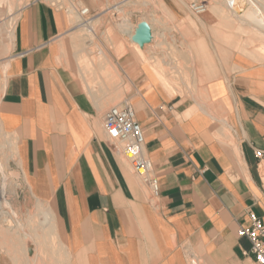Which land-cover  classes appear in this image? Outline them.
<instances>
[{"label": "crops", "instance_id": "1", "mask_svg": "<svg viewBox=\"0 0 264 264\" xmlns=\"http://www.w3.org/2000/svg\"><path fill=\"white\" fill-rule=\"evenodd\" d=\"M82 1L90 21L79 30L125 15L105 43L124 80L111 72L109 85L91 88L79 65L89 41L75 44L66 13L48 0L20 10L0 92V157L8 137V163L47 216L28 220L32 236L13 211V224L0 225V264H257L238 230L251 226L250 211L264 221L263 28L239 18L230 34L208 4L192 25L176 0H142L140 11L131 0ZM142 21L153 34L144 47L132 40ZM119 96L143 127L154 197L104 131Z\"/></svg>", "mask_w": 264, "mask_h": 264}, {"label": "rangeland", "instance_id": "2", "mask_svg": "<svg viewBox=\"0 0 264 264\" xmlns=\"http://www.w3.org/2000/svg\"><path fill=\"white\" fill-rule=\"evenodd\" d=\"M33 0H0V92L3 88L4 84V74L6 71V67L8 64L9 56L12 53V45L14 40V29L16 26L17 18L19 15L20 10L29 2ZM49 2L53 3L56 2L59 5H63L64 8L62 10L66 13V15L69 17L71 23L75 25V28L73 32L70 34L72 36L73 40L75 41V44L78 42V39L81 38L82 41L84 38H86L88 43L92 42L90 46H86V54L82 55V59L79 62V65L81 67V70L83 74L86 76V80L89 84V86L93 89H98L99 86L104 87L105 85L110 84V74L112 72V75L114 76L113 80L114 82L117 81L119 84H122V81L124 79L121 78L120 72L117 71L115 65L110 66V63L108 59H110L108 46H105V43L109 44L108 39L112 35V29L111 25L115 23L124 24L123 20L125 18V15L120 13L118 15H113V12H110L109 14L105 15L101 21L96 23H91L92 27L94 28V31H90L88 28L84 30V28L78 29L79 25H81L82 19L81 17L74 11L66 12L65 8L69 7V1L68 0H48ZM116 1L119 0H98V3L100 2L99 6L104 7L105 5H110ZM154 1V0H151ZM177 2L180 1L188 11L187 20L190 24L195 25L199 22L195 17H198L197 15L193 14L192 11L189 8V4L192 1H199V2H205L209 5V10L214 13L218 17L219 26L222 23L224 18V23L229 24L230 27V34L233 33V29L238 28L240 29V24L242 21L235 15L232 10L228 7V0H176ZM239 3L245 7L254 5L253 3H256V5L259 4V0H254L252 2H248L246 0H238ZM257 1V2H256ZM142 0H131V6L134 10L140 11L142 9L141 7ZM162 2V0L160 1ZM59 5H57L59 7ZM262 14L264 15V9L261 7ZM192 13V14H191ZM194 15V16H192ZM112 18V20L110 19ZM115 17H118V22H116ZM99 24V25H98ZM104 25V27H102ZM234 28H233V26ZM221 27L219 29H216L215 27V35L219 34L221 36ZM217 33V34H216ZM228 33V31H227ZM237 33V32H236ZM241 34V33H240ZM249 36V43L252 45H255V41L253 40V34L254 31H251L250 33H247ZM242 35V34H241ZM232 38V36L230 37ZM104 41V42H101ZM136 44H138L136 42ZM139 45V44H138ZM259 52L264 53V46L258 45ZM83 49V48H82ZM75 50L77 51V47H75ZM89 50V51H88ZM84 51V50H83ZM76 53V52H75ZM120 54V51H119ZM105 65V69L101 68V64ZM186 77V82L190 84L191 79L189 77L190 73H183ZM125 96H119L118 100L111 104V106L120 104L123 100H125ZM3 141V140H2ZM7 141V151L6 154H12V157H14V152L11 153L10 149L8 148V137L6 138ZM13 149V148H11ZM14 151V149H13ZM123 160L127 165L132 168L131 163L125 158L124 155H122ZM9 164V163H8ZM264 159L261 162L260 169L263 174L264 178ZM133 169V168H132ZM0 174H1V181L2 183H8V185L11 186L9 189V197H7L9 200H5L4 202V208L8 211H11L13 214V211L16 212V220L22 222L25 224V227L23 228L22 233H29L34 234V232L31 230V226L28 224V218L34 216L37 219V223L40 220V212L44 209L40 203L32 200L30 196H28L27 192L24 190V182L22 179V176L19 172V169L15 164H6V168L2 167L0 168ZM14 192V193H13ZM150 192L154 197V192L152 188L150 187ZM14 195V196H13ZM37 214V215H36ZM32 215V216H31ZM13 222L11 221V218L5 219L3 214H1L0 211V225L2 227H8V225H12ZM37 225V224H36ZM51 230L52 234L51 236L47 237L53 239L54 238V227H53V219L51 215ZM45 239V240H47ZM35 241H37L39 248L42 247L40 245L41 239L35 238ZM55 239L52 241L51 246H55ZM42 249V248H41Z\"/></svg>", "mask_w": 264, "mask_h": 264}, {"label": "built area", "instance_id": "3", "mask_svg": "<svg viewBox=\"0 0 264 264\" xmlns=\"http://www.w3.org/2000/svg\"><path fill=\"white\" fill-rule=\"evenodd\" d=\"M70 6L66 12L74 11L82 19V22L90 21V9L82 0H68ZM252 2L254 0H246ZM235 0H228V6L233 8ZM53 5L57 6L56 2ZM58 7V6H57ZM59 8H64L59 5ZM189 8L193 14L199 16L208 9L207 3L192 1ZM103 128L108 141L131 163L133 171L149 184L154 195L158 194V178L154 174L152 162L144 153L145 135L143 127L137 118L136 111L130 99L123 100L120 104L111 106L104 115ZM256 156L261 165L264 159V150H256ZM251 226L240 228V236H246L251 242L250 252L257 264H264V221L254 212H249ZM249 254L248 252H245ZM191 264H198L195 258H191Z\"/></svg>", "mask_w": 264, "mask_h": 264}, {"label": "bare ground", "instance_id": "4", "mask_svg": "<svg viewBox=\"0 0 264 264\" xmlns=\"http://www.w3.org/2000/svg\"><path fill=\"white\" fill-rule=\"evenodd\" d=\"M253 4H254L253 6L250 5L248 7L247 6L243 7L239 3L238 0H235V2L233 4V8L231 9L232 10L231 12H233V14H235L238 18H243V19L244 18H247V19H249L248 21L255 22V24H257L259 27L263 28V30H264V15L262 14L261 7L259 5H256V3H253ZM90 25H92V24H90ZM9 149H10V152L11 153L14 152L13 149H11L10 147H9ZM5 155H6L5 160H3L0 157V168H2V167L6 168V164L9 165L8 162H9L10 158L12 157V154H9V155L5 154ZM263 168H264V165H263ZM10 188H11V186L8 185L7 182L6 183H2L1 178H0V211H1V214H3V216H4L5 219H8L9 220L11 218V221L13 222V214H12V212L11 211H8V210H6L4 208V202H5V200H9L7 197H9V192H10L9 189ZM39 216L46 217L47 216V212L46 211H41L40 214H39ZM34 218H35L34 216L29 217L28 220L29 221H31V220L33 221Z\"/></svg>", "mask_w": 264, "mask_h": 264}, {"label": "water", "instance_id": "5", "mask_svg": "<svg viewBox=\"0 0 264 264\" xmlns=\"http://www.w3.org/2000/svg\"><path fill=\"white\" fill-rule=\"evenodd\" d=\"M153 34L150 24L147 21H142L135 28L132 40L137 42L141 47L152 41Z\"/></svg>", "mask_w": 264, "mask_h": 264}]
</instances>
